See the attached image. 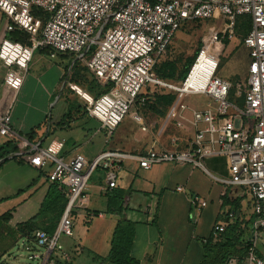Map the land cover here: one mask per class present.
<instances>
[{
	"label": "built area",
	"instance_id": "obj_1",
	"mask_svg": "<svg viewBox=\"0 0 264 264\" xmlns=\"http://www.w3.org/2000/svg\"><path fill=\"white\" fill-rule=\"evenodd\" d=\"M0 11L9 20L7 32L28 34L25 42L9 37L1 43L0 66L5 69L3 79L7 84L17 90L21 87L36 52L49 51L53 59L68 55L75 59L74 63L85 66L101 86H111L108 92L96 97L72 83V74L67 72L61 91V96L69 90L74 92L87 115L101 123L108 137L127 117L147 131L143 108L152 93L161 91L177 96L169 118L187 121L186 114L190 113L195 131L189 146L181 151L155 147L143 154L104 151L91 162L82 154L66 161L62 156L64 140L44 145L45 137L41 135L30 142L12 128L8 116L0 118V136L18 144L14 157L47 172L46 181L57 184L67 198L65 212L52 234L37 230L31 238L20 240L28 260H39L40 264L69 261L71 254L60 239L74 235L75 216L81 202L88 200L90 178L102 169L112 190L117 187L121 163L132 159L145 170L163 163L191 164L217 182L243 188L251 200L254 226L247 256L243 261L232 258L229 264H264V257L255 250L256 242L264 241V0H3ZM37 13L44 15V19ZM243 16L250 17L252 24L241 40L249 58L246 79L234 86L216 75L218 63L212 60L214 64L202 75L204 87L186 89L206 51L212 45L237 38V22ZM211 20L219 24L208 28L206 44L186 80L179 86L159 78L155 67L167 56L178 32L189 23ZM233 87L236 97L244 98L243 107L229 101ZM187 95L206 96L213 104L201 109L192 107L183 102ZM215 156L226 158L228 178L206 170L204 160ZM192 203L198 211L208 205L207 200L198 196ZM229 218H235V214ZM226 226H214L215 241Z\"/></svg>",
	"mask_w": 264,
	"mask_h": 264
},
{
	"label": "crops",
	"instance_id": "obj_2",
	"mask_svg": "<svg viewBox=\"0 0 264 264\" xmlns=\"http://www.w3.org/2000/svg\"><path fill=\"white\" fill-rule=\"evenodd\" d=\"M8 24L9 20L0 11V46L4 39L13 37L12 33L7 32ZM45 52L39 51L34 54L18 90L4 82L5 69L0 66V118L8 116L12 128L21 137L26 138L35 131L38 137L44 135V143L50 136L52 139L49 144L55 140H64L62 156L68 161L77 154L83 155L82 148L78 147L76 142H69L66 137L59 139L54 131L55 128L52 130L50 121L47 131L44 129L47 118L52 121V117H48L47 110L68 67L53 66L48 60L51 59L49 54ZM60 57L65 59L70 56ZM245 59L248 71V53ZM79 115L83 116L82 113ZM84 116L93 119L88 115ZM143 117L147 131H143L140 124L127 117L116 129L115 133L121 129L120 134L108 150L101 145L83 156L91 162L104 151L143 154L151 147L181 151L189 146L195 136L194 128L190 123V113L186 114L187 121L169 118L167 110L162 115L145 110ZM96 121L99 123V128L95 130L94 135L105 133L101 123ZM74 124L73 118L70 128H73ZM8 140L0 136V146ZM204 165L214 176L229 177L228 162L223 156L207 158L204 160ZM98 170L100 174L95 176ZM98 170L88 182L86 189L88 200L81 202L76 213L74 235L62 236L60 239V243L71 254V258L69 261L59 259L58 264H114L106 258L111 249L114 230L123 217L135 224L131 257L138 264H199L203 255L204 241L212 236L215 225L232 223L235 220L229 218L232 213L242 221L241 241L243 243L249 241L252 235L254 216L251 200L245 190L217 182L199 167L191 164L163 163L145 170L140 168L136 160L129 159L121 163V168L117 171V187L112 190L108 188L104 171ZM1 172H3V187L8 189L16 184L17 187L22 183L27 184V177H31L33 180L31 184L45 187L42 202L44 201L51 185L46 181L47 172L26 162L0 160V174ZM180 186L184 191L177 190ZM23 188L19 187L14 197L12 195L0 199L2 200L0 216L20 205L24 199L16 196L25 191ZM119 190L126 192L122 213L118 212V205L109 207L110 201ZM196 196L208 202L207 207L201 211L196 210L192 203V199ZM12 200L16 201L12 202ZM113 203L119 204L117 201ZM32 217L34 216H29L22 222ZM59 220L51 222L45 217L42 226L56 227ZM17 244H20V241ZM255 250L258 256L264 257L262 239L256 242ZM11 251L5 257L10 259ZM5 257L1 263L7 260ZM9 261L7 260L6 264H9Z\"/></svg>",
	"mask_w": 264,
	"mask_h": 264
},
{
	"label": "trees",
	"instance_id": "obj_3",
	"mask_svg": "<svg viewBox=\"0 0 264 264\" xmlns=\"http://www.w3.org/2000/svg\"><path fill=\"white\" fill-rule=\"evenodd\" d=\"M38 17L44 19V15L37 13ZM196 21L193 23H198ZM251 19L250 17L243 16L238 19L236 33L241 37V40L248 34L251 29ZM12 39L16 41L25 42L28 39V34L20 31L12 32ZM230 41L225 40L224 47H227ZM202 45H200L201 47ZM170 49V48H169ZM200 48H198L197 53L193 58L186 61L184 67L181 69L180 66L174 60H161L155 67L156 75L164 81L179 84L184 82L188 77L190 70L195 63L197 56L199 54ZM45 53L49 54V51ZM62 56V55H61ZM79 63L75 62L71 68V82L80 86L77 82L78 77H81L79 72ZM83 70H88L85 66L82 67ZM68 72V69L66 73ZM234 86L237 83H232ZM86 89L93 95L100 96L111 89V86H101L95 79L90 81ZM72 92L71 90H69ZM65 96L62 95L61 98ZM149 102L143 108V111L148 110L156 114H164L169 107L175 104L177 96L174 93H167L166 91L154 92L150 95ZM229 101L238 104L239 106H244V98L236 97V88L233 87L230 95ZM87 115V112L81 104H70L68 113L56 124L58 128H70L73 121V114ZM50 135V134H48ZM37 133L34 131L29 136L26 137L30 142H34L38 139ZM18 144L15 141H7L4 145L0 146V160L9 161L17 160L14 154L18 152ZM43 174H41L42 176ZM35 183L31 184L28 189H31ZM125 191L119 190L110 201L109 207L118 205V212L122 213ZM2 201V200H1ZM0 201V202H1ZM117 201L119 204H114ZM67 206V198L64 192L59 188L57 184H51L44 201L41 204L40 212L34 217L26 222L17 224L16 226H11L10 222L13 218V211H9L0 216V264L2 259L15 247V245L23 238H31L32 235L37 230H45L48 233H53L57 226L43 227L42 221L45 217H50L52 214H58L60 217L65 212ZM61 219V218H60ZM59 220V219H57ZM60 221V220H59ZM242 221L240 218L235 217L232 223H228L224 232L219 236L218 240H214L211 236L207 239L204 244L203 255L199 264H229L232 258H236L239 261H243L247 256L249 241L243 243L241 241L242 231H241ZM135 236V224L127 220L125 217L121 218L114 230V234L111 240V249L106 258V260L114 264H138L131 257V249ZM240 247V248H239Z\"/></svg>",
	"mask_w": 264,
	"mask_h": 264
},
{
	"label": "rangeland",
	"instance_id": "obj_4",
	"mask_svg": "<svg viewBox=\"0 0 264 264\" xmlns=\"http://www.w3.org/2000/svg\"><path fill=\"white\" fill-rule=\"evenodd\" d=\"M217 24H219V21L217 20L187 24L178 32L176 38L172 42L167 56L163 60H174L182 69L186 61L195 56L198 48H200V54L206 44L208 28L214 25L217 26ZM200 45L202 46L200 47ZM247 53L248 52L241 44V37L237 35V38L230 41L227 47H224V43L212 45V47L210 48L209 56L211 60L218 63L216 71L217 76L231 83H238L245 80L247 77L248 71L247 62L245 59ZM48 60H50L49 62L55 67H68V73H71L70 70L75 61V59H72L71 57H66L65 59L57 57L55 59L51 58ZM79 65V68L81 69L79 71L81 73V77H78L77 82L81 85L82 88L86 89L90 81H92L94 78L88 70L85 71L82 69V67H84L83 65ZM64 85L65 80L60 82L59 88L55 92L51 104H49V108L47 110L49 113L48 117L51 116L52 121L47 118L44 123L45 131H47L50 125V121V126L52 130H54L55 128L54 131L56 132V135L59 136V139L60 137H66L68 138V140H70L69 142H76V145L82 148V153L85 156L88 155L90 151H93L94 149L96 150L101 145L104 146L105 150H108L113 142L117 139L121 129L110 137H108L104 132L100 133L99 135H94L95 130L99 128V123L96 120L88 119L84 115L82 116L78 113L72 115L75 121L73 128L56 127V124L64 117L65 114L68 113L70 104H73L74 106H76V104H81V106H83L81 99L74 92H68V94H66L67 88L64 91L66 95L60 98L61 91L64 88ZM177 85L180 86L181 83L179 82V84ZM183 102L199 109L204 108L205 105L209 103L213 104V102L208 97L199 95H187ZM172 107L173 105L168 108L167 113L170 112ZM51 139L52 138L50 136L49 139L44 143V145H48ZM97 174H100L99 170L96 172L95 176ZM2 176L3 172H1L0 174V199L8 196L11 197L12 195L14 197L15 195H17L16 191H18L17 189L19 187H24L23 189L25 190L24 192H22V194L16 196L21 197L24 200L21 201L20 205L16 209L13 210V218L10 222L12 225L24 221L29 216H35L41 211L40 204L46 191L45 187L37 184L31 189H28L29 186L27 185H30L33 181L31 180V177L28 176L27 184L22 183L19 187H17L18 184H16L11 187V189L4 188ZM15 201L12 200V202ZM60 218L61 217L58 214H52L49 217L51 222ZM63 239L64 238H62V241ZM27 256L28 253L23 250L20 244H17L11 251V254L9 256L10 259L8 257H5V259L10 260L9 264H40L39 260L30 261L28 260ZM7 260L1 264H6Z\"/></svg>",
	"mask_w": 264,
	"mask_h": 264
},
{
	"label": "bare ground",
	"instance_id": "obj_5",
	"mask_svg": "<svg viewBox=\"0 0 264 264\" xmlns=\"http://www.w3.org/2000/svg\"><path fill=\"white\" fill-rule=\"evenodd\" d=\"M207 54H210V49L206 51V55L202 56L200 63L194 69L189 81L186 84V89L204 87L205 77L202 75L209 71L211 65L214 64L210 56Z\"/></svg>",
	"mask_w": 264,
	"mask_h": 264
},
{
	"label": "clouds",
	"instance_id": "obj_6",
	"mask_svg": "<svg viewBox=\"0 0 264 264\" xmlns=\"http://www.w3.org/2000/svg\"><path fill=\"white\" fill-rule=\"evenodd\" d=\"M0 2H3V0H0ZM5 8L7 9V4L5 3ZM9 12H11L12 11V9H7Z\"/></svg>",
	"mask_w": 264,
	"mask_h": 264
}]
</instances>
